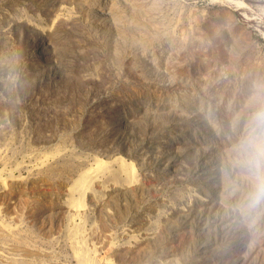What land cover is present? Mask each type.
Listing matches in <instances>:
<instances>
[{
  "label": "rangeland",
  "instance_id": "rangeland-1",
  "mask_svg": "<svg viewBox=\"0 0 264 264\" xmlns=\"http://www.w3.org/2000/svg\"><path fill=\"white\" fill-rule=\"evenodd\" d=\"M235 1L0 0V264H264V0Z\"/></svg>",
  "mask_w": 264,
  "mask_h": 264
},
{
  "label": "clouds",
  "instance_id": "clouds-1",
  "mask_svg": "<svg viewBox=\"0 0 264 264\" xmlns=\"http://www.w3.org/2000/svg\"><path fill=\"white\" fill-rule=\"evenodd\" d=\"M236 163L256 177L254 199L264 196V114L257 113L237 145Z\"/></svg>",
  "mask_w": 264,
  "mask_h": 264
},
{
  "label": "bare ground",
  "instance_id": "bare-ground-1",
  "mask_svg": "<svg viewBox=\"0 0 264 264\" xmlns=\"http://www.w3.org/2000/svg\"><path fill=\"white\" fill-rule=\"evenodd\" d=\"M228 1H231V2H233V3H237V4H239L240 2H238V1H235V0H228ZM116 159V158H115ZM116 161V160H115ZM105 163V162H104ZM127 166V165H126ZM128 168L130 167V165L129 166H127ZM94 168V167H93ZM128 168H127V170H128ZM86 172V171H85ZM84 172V173H85ZM130 175V174H129ZM81 177H83L82 179H84V176H81ZM80 177V178H81ZM85 183V182H84ZM87 184V183H86ZM88 185V184H87ZM80 186V185H79ZM77 188H79V187H77ZM72 190V189H71ZM78 191V190H77ZM80 191V190H79ZM81 192V191H80ZM79 261V260H78Z\"/></svg>",
  "mask_w": 264,
  "mask_h": 264
}]
</instances>
